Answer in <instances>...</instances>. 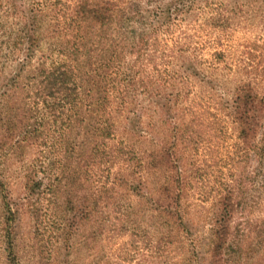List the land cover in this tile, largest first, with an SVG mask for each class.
I'll return each instance as SVG.
<instances>
[{"label":"trees","instance_id":"obj_1","mask_svg":"<svg viewBox=\"0 0 264 264\" xmlns=\"http://www.w3.org/2000/svg\"><path fill=\"white\" fill-rule=\"evenodd\" d=\"M168 10L145 13L133 0H0V17L13 19L0 18V148L40 155L24 183L40 248L46 222L55 219L60 233L98 222L107 200L128 193L148 199L161 227L181 226L176 207L198 144L189 137L208 124L205 107L187 99L196 57L181 48L167 57L157 44ZM263 100L241 84L224 105L243 150L255 149ZM232 197L214 198L213 250Z\"/></svg>","mask_w":264,"mask_h":264},{"label":"rangeland","instance_id":"obj_2","mask_svg":"<svg viewBox=\"0 0 264 264\" xmlns=\"http://www.w3.org/2000/svg\"><path fill=\"white\" fill-rule=\"evenodd\" d=\"M133 1L145 13L169 8V26L157 38L167 57L177 48L196 57L198 72L187 99L205 107L202 121L208 126L191 127L196 132L189 138L198 137V144L189 151V185L176 207L181 226L161 227L148 199L128 193L119 202L107 200L98 222L80 220L61 233L55 219L46 222L40 227L46 249L40 248L24 187L29 166L38 165L40 155L33 147L8 155L2 147L0 264H264V112L252 134L255 149L243 150L224 108L241 84L264 98V0ZM3 59L14 69V62ZM226 190L233 195L225 208L230 213L221 218L225 236L213 250L214 198ZM223 210L219 206V214Z\"/></svg>","mask_w":264,"mask_h":264}]
</instances>
